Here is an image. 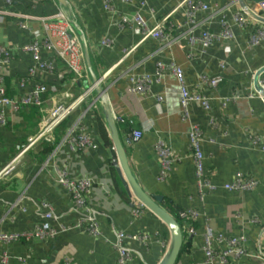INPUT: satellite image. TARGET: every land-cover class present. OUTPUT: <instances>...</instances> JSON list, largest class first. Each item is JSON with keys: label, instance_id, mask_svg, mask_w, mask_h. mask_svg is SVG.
I'll list each match as a JSON object with an SVG mask.
<instances>
[{"label": "crops", "instance_id": "obj_1", "mask_svg": "<svg viewBox=\"0 0 264 264\" xmlns=\"http://www.w3.org/2000/svg\"><path fill=\"white\" fill-rule=\"evenodd\" d=\"M181 1L145 0L143 6V0L130 3L112 0L114 10L109 11L105 0H68L65 9L76 20L78 32L85 39L84 48L87 47L90 55V66L86 61L89 80L93 81L94 75L100 78L106 74L101 87L112 113L127 120L118 124V130L137 181L149 195L162 196L160 205L166 210L198 212L194 223L186 224L188 232L192 226L196 232L190 235L177 264H264V150L254 142V137L264 139V98L259 95L264 71L257 77L264 68V41L249 47L251 33L264 29V21L245 11V8L254 9L257 3L254 0H243L245 5L240 0H202L210 9L197 14L195 34L205 29L220 33L222 16L234 33L230 40H216L204 47L198 41H190L186 6L180 5ZM60 7L58 0H15L13 4L0 0V46L11 52L3 74L11 98L31 91L40 79L29 80L24 88L20 86V79L28 76L33 64L32 54L23 47L43 37L44 28L38 17L52 16ZM137 12L149 26L168 17L169 40L163 42L153 37L142 40L138 26H120L124 17L132 18ZM239 13L245 21L243 25L235 21ZM20 21L25 28L20 26ZM105 38L113 39V44L104 45ZM126 49L132 51L125 55ZM159 62L166 66L179 65L191 92L199 90L201 76L222 77L217 86L201 84V92L210 99L211 109L207 111L200 103L193 102L190 120L184 119L179 82L168 68L158 76ZM65 69L59 60L55 73L43 78L49 91L43 96L41 114L30 107L19 110L5 107L6 123L0 126V168L19 152L23 140L61 98L62 91L78 89ZM143 75L150 76L147 88L132 91ZM94 95L99 114L85 102L72 113L66 127L82 124L98 146L83 152L60 146L51 158L42 144L28 150L17 174L9 181H0V233L33 232L44 221L39 206L43 200L52 204L58 217L52 220L54 227L77 223L80 215L74 210L69 192L55 180L57 172L63 170L74 177L93 178L88 201L97 212L101 233L93 236L80 227L50 239L24 237L15 242L0 241V253L6 251L11 256L9 264H118L117 231L150 236L147 244L126 239L127 247L135 252L129 264H159L169 250V227L146 207L140 217L132 213L133 205L139 201L129 195L122 182L102 97L97 90ZM190 121L202 127L205 176L216 186L204 198L199 194L192 158ZM100 126L108 134L110 144L104 143ZM131 130H141L143 136L136 143L126 145L125 138ZM159 141L165 143L175 158L163 180L159 178L161 158L156 150ZM238 173L254 179L256 187L225 189L224 185L233 182ZM208 228L228 237L244 238L241 249L224 260L216 258L208 263L204 251ZM227 246L216 241L213 244L218 253Z\"/></svg>", "mask_w": 264, "mask_h": 264}, {"label": "built area", "instance_id": "obj_2", "mask_svg": "<svg viewBox=\"0 0 264 264\" xmlns=\"http://www.w3.org/2000/svg\"><path fill=\"white\" fill-rule=\"evenodd\" d=\"M8 4H13L15 0H5ZM125 3H130L132 0H122ZM146 4L143 0L142 5ZM180 5L186 6V24L188 26L187 34L191 42L198 41L204 47H208L216 40H230L234 37L232 26L225 16L220 18L221 32L214 33L209 29L203 30L199 35L195 34L197 28L196 16L201 11H207L210 6L202 0H182ZM105 7L109 11H113L112 0H105ZM245 11L252 14L256 20L261 21L259 18L264 17V0L257 2L253 10L245 8ZM2 14H11L9 12H2ZM20 17L27 18L22 14H13ZM30 18V17H28ZM44 28V35L40 40H33L27 43L23 50L32 54L33 64L28 70V76L20 79V86L24 88L28 81L31 79L40 78L33 89L21 97L11 98L7 95L5 86V77L3 74L4 66L8 62L11 52L8 48L0 46V126L6 123L5 120V107L10 106L14 110H19L22 107L29 106H44L45 100L44 94L48 93L49 88L43 78L46 75L55 73L57 70V64L60 60L66 67L65 72L71 73L72 85H78L77 90L65 89L61 93V98L54 103L52 108L45 114L35 131L27 138V143L24 147L19 149L10 160H8L0 168V181H9L17 171L19 165L22 162L23 155L35 145L41 144L43 141L53 143L56 140L55 130L64 121L69 119L72 113L82 106L85 102L90 103L91 108L99 114V106L97 104V98L94 95L97 87L103 82L106 74L102 77H98L96 81L89 80V70L86 63L85 48L83 42L85 39L78 32L79 26L76 20H74L65 7L61 6L58 12L52 16L38 17ZM235 21L241 25L245 23L243 16L239 13L235 15ZM20 26L25 28L26 25L20 21ZM136 25L140 28L142 34V40L146 38H157L163 42L169 40V22L168 17L162 18L154 26H149L147 22L142 18L139 12L135 13L132 18L124 17L120 23V26ZM264 41V29L258 28L253 31L249 39V47H254ZM113 39L105 38L103 40L104 45H112ZM132 50H124L125 55H128ZM47 55L48 58H44ZM168 68L171 73L176 77L180 85L181 91V106L182 116L186 120H190V105L193 102H198L201 106L209 111L211 109L210 99L201 92V84H208L209 86H217L222 82V77L209 78L207 76H201L200 83L197 88L198 91L191 92L186 83L183 69L175 64L171 63L166 66L163 63H158L157 75L162 76L164 71ZM62 76V75H60ZM160 78V77H159ZM134 82L133 78H130ZM150 81L149 75H143L138 79V84L132 91L139 92L147 88V83ZM259 95L264 98V81L261 86ZM113 118L116 123H125L127 120L119 115L113 114ZM131 123L132 121L129 120ZM143 136L141 130H131L127 133L125 138L126 145H132L139 141ZM190 146L192 149V158L195 164L199 194L201 198H204L207 192L214 191L216 186L207 179L205 176V155L202 148L203 142V130L200 124L190 121L189 129ZM254 142L264 150V139L260 137H254ZM124 145V144H123ZM67 146L73 152H83L90 148H96L97 142L95 138L87 132L82 124L76 127H69L66 132L61 136L59 143L55 146L50 153V158L54 157L56 150L59 147ZM125 146V145H124ZM156 150L161 158L160 162V176L163 180L166 177L167 172L170 170L175 158L169 151L163 141H159L156 144ZM55 180L67 189L72 200L74 210H76L80 218L77 223L72 225L59 224L58 227H54L52 220H57L58 217L54 212V208L47 200L41 201L39 206L43 209L44 221L38 224L33 232L22 233H0V241L4 243L19 241L26 237H37L40 239L55 238L59 233L69 231L73 228H84L86 231L93 235L98 236L101 233L97 212L90 205L88 196L92 191L94 180L91 177H74L71 176L68 171L63 170L57 172ZM257 182L254 179H250L241 173H238L235 180L231 183L224 185L228 190H251L255 188ZM145 211V206L139 202L137 205H133L132 213L135 217H140ZM198 212L193 209L184 210L180 213L181 218L184 220H190L195 218ZM196 231L190 227L189 235L194 234ZM126 239H132L143 244H147L150 236L145 233L127 234L124 231L116 232L115 248L118 251V264H129L134 257L135 252L128 248L125 244ZM225 243L227 248L222 249L221 252H216L213 247L214 242ZM244 243V238L238 239L234 237L225 236L222 233H214L210 228L206 232V241L204 251L206 253L207 262L212 263L216 258L224 260L231 254H235L237 249H241ZM11 256L8 252L4 251L0 253V264H9Z\"/></svg>", "mask_w": 264, "mask_h": 264}, {"label": "water", "instance_id": "obj_3", "mask_svg": "<svg viewBox=\"0 0 264 264\" xmlns=\"http://www.w3.org/2000/svg\"><path fill=\"white\" fill-rule=\"evenodd\" d=\"M262 0H254V2H260ZM61 6L66 7L68 5V0H58ZM242 5H245L243 0H240ZM264 21V18H259ZM85 57L90 66V55L87 47L85 46ZM264 71V68L257 73V77L260 73ZM94 81L97 77L93 76ZM102 97V102L105 109V115L107 123L111 132V139L114 144L118 156L119 165L117 170L122 178V182L128 191L129 195L134 196L139 202H141L146 208L156 214L170 229L171 231V245L169 250L163 256L159 264H176L184 240V235L179 222L164 208L160 205L162 196H151L149 195L139 184L135 175L133 174L131 167L129 165L127 151L119 135V130L117 123L113 118V113L111 107L108 103L106 93L104 89L99 85L96 89Z\"/></svg>", "mask_w": 264, "mask_h": 264}, {"label": "trees", "instance_id": "obj_4", "mask_svg": "<svg viewBox=\"0 0 264 264\" xmlns=\"http://www.w3.org/2000/svg\"><path fill=\"white\" fill-rule=\"evenodd\" d=\"M71 74V73H70ZM72 75V74H71ZM73 76V75H72ZM30 108H35L36 110H37V112H39L40 114H41V109H42V107L41 106H29ZM22 108H24V107H22ZM68 120V119H67ZM66 120V121H67ZM66 121H64L62 124H60L59 125V127L55 130V134H56V140H55V142H54V144L53 143H48V142H42L41 144L45 147V153H51L52 151H53V149L55 148V146L58 144V142L60 141V139H61V135L64 133V132H66V130L68 129V127H66ZM38 124V123H37ZM39 124H40V122H39ZM39 124H38V126H39ZM38 126H37V128H38ZM117 127H118V123H117ZM37 128L32 132V133H35V131L37 130ZM99 129H100V133H101V137H102V139H103V141H104V143L105 144H110L111 143V141H110V139H109V137H108V134L106 133V131L104 130V128L102 127V126H100L99 127ZM61 130V133L59 132ZM31 133V134H32ZM27 138H28V136L23 140V142H22V144L20 145V147L18 148V150L19 149H21L22 147H24L25 145H26V143H27ZM168 211V210H167ZM182 211H184V210H177V209H169V213L179 222V224H180V226H181V228H182V231H183V235H184V240H183V245H182V248H181V251L182 250H184L186 247H187V244H189V237H190V235H189V232H188V230H187V228H186V224L188 223L189 225L190 224H192V223H194V222H192L193 221V219H190V220H184L183 218H181V216H180V213L182 212ZM192 226V225H191ZM193 227V226H192ZM194 228V227H193ZM181 251H180V253H181ZM119 254V253H118ZM134 256H135V254H134ZM179 257H180V254H179ZM178 257V258H179ZM177 262H178V260H177ZM177 264V263H176Z\"/></svg>", "mask_w": 264, "mask_h": 264}]
</instances>
